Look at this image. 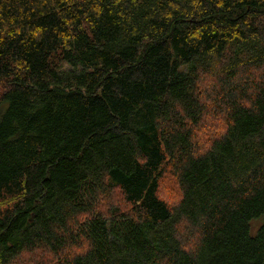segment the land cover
Here are the masks:
<instances>
[{
	"label": "trees",
	"instance_id": "16d2710c",
	"mask_svg": "<svg viewBox=\"0 0 264 264\" xmlns=\"http://www.w3.org/2000/svg\"><path fill=\"white\" fill-rule=\"evenodd\" d=\"M40 252L264 264V0H0V264Z\"/></svg>",
	"mask_w": 264,
	"mask_h": 264
},
{
	"label": "rangeland",
	"instance_id": "374dc122",
	"mask_svg": "<svg viewBox=\"0 0 264 264\" xmlns=\"http://www.w3.org/2000/svg\"><path fill=\"white\" fill-rule=\"evenodd\" d=\"M206 84V85H205ZM208 83L207 81L204 82L201 85L202 90L206 93L208 91L207 87ZM209 86V85H208ZM209 95H204L205 101L208 103L210 102V99L208 97ZM213 104H211V113L207 114L202 121L201 126L198 128L197 134L200 137L199 144L204 147L207 145V139L206 137L212 138L213 136H217L221 133L223 125L225 126L224 117L221 113H218L217 111H213ZM172 170L166 165L165 166V175L164 179L162 180V188L161 193L164 197L168 199L169 202L174 203L179 200V193L180 190L178 187L177 179L174 177ZM103 205H100L102 208ZM263 221V218L255 219L252 222V229L253 231H256L258 228V225H260ZM44 258H47L45 254L42 252L40 253H34V254H26L23 257L19 258L16 262L13 264H39L40 261H43Z\"/></svg>",
	"mask_w": 264,
	"mask_h": 264
}]
</instances>
